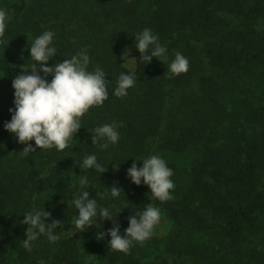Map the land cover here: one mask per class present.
I'll use <instances>...</instances> for the list:
<instances>
[{"label": "trees", "instance_id": "16d2710c", "mask_svg": "<svg viewBox=\"0 0 264 264\" xmlns=\"http://www.w3.org/2000/svg\"><path fill=\"white\" fill-rule=\"evenodd\" d=\"M0 8L8 13L0 35V264H152L162 252L179 264H264V0H0ZM146 27L166 49L161 60L138 57L134 35ZM44 30L55 33L58 50L48 64L86 48L89 69H104L109 94L80 117L65 149L36 146L24 155L25 144L3 125L14 107L12 79L36 63L28 47ZM176 52L188 70L171 76ZM129 70L136 82L116 97L117 77ZM113 120L123 121L118 142L93 145L89 130ZM90 153L103 173L79 168ZM152 154L173 170L172 199L164 202L126 176L135 157ZM80 174L90 198L121 187L118 198L96 199L113 219L117 213L122 235L135 211L158 206L150 238L125 253L107 244L109 219L76 229L71 198ZM33 208L50 213L46 227L53 219L63 226L55 241L41 235L28 251L19 221Z\"/></svg>", "mask_w": 264, "mask_h": 264}, {"label": "clouds", "instance_id": "9594fccd", "mask_svg": "<svg viewBox=\"0 0 264 264\" xmlns=\"http://www.w3.org/2000/svg\"><path fill=\"white\" fill-rule=\"evenodd\" d=\"M7 19L8 13L0 8V35L5 30ZM54 35L52 30H44L40 35L35 36L28 48L30 58L36 63L27 68L31 69V72L25 69L12 79L14 107L9 108L11 119L3 126L15 135L18 142L25 144L21 150L24 155L36 151V146L39 149L55 147L57 151L65 149L69 140L82 126L80 117L90 107L100 106L108 98L110 81L106 79V73L99 65L89 69L90 56L86 48H81L75 55L63 61L47 63L58 52L53 45ZM134 44L140 53L138 57L146 63L154 56L160 59L166 52L165 47L159 42L158 35L147 27L134 35ZM125 62L124 57L123 63ZM167 70L171 76L186 72L188 70L187 57L176 52ZM49 75H51L50 80L47 79ZM136 79V74L132 70L120 72L112 94L116 97L126 96L128 89L134 86ZM120 127H123V121L113 120L110 123L99 124L88 129L92 134V144L98 145L100 149L115 145L120 138L118 131ZM32 140L35 146L28 143ZM136 160L142 161L141 166H137ZM78 166L82 170L92 169L100 173L106 170V167L98 162L95 153L86 154ZM172 175L173 170L168 167L165 159L156 154L148 155L142 160L135 157L131 166L126 170V176L133 183L136 185L143 183L148 186L151 193L149 199H158L161 202L172 199L170 190L175 187L171 179ZM78 184L79 191L74 192L71 198V206L77 210L74 219L76 229L83 231L95 225L94 221L97 217L103 221L109 219L112 221V227L107 229V234L110 236L107 244L112 250L125 253L129 251L134 241L143 242L153 234L154 227L161 218V210L158 206L148 204L142 211H135L134 215L128 217V226L122 235L120 224L116 219L117 213L113 219V212L110 208L98 204L96 199L97 195L101 199L118 198L121 187L109 186L102 193H96L95 198H90L88 177L80 174ZM67 204L69 207L68 202ZM22 213L24 218L19 223L27 225V228L25 230L26 239H23L21 243L26 250L31 251V242L36 241L41 235L49 241H55L58 238L54 230L57 229V225L63 226L61 220L53 219L46 227L45 218L49 217L50 213L45 209L33 208ZM104 236L103 231L97 234L98 239Z\"/></svg>", "mask_w": 264, "mask_h": 264}, {"label": "rangeland", "instance_id": "374dc122", "mask_svg": "<svg viewBox=\"0 0 264 264\" xmlns=\"http://www.w3.org/2000/svg\"><path fill=\"white\" fill-rule=\"evenodd\" d=\"M163 225L159 224V228H163ZM80 252L85 251V245L80 242ZM86 252V251H85ZM155 253V252H154ZM158 254L157 256H155ZM152 264H179V258L169 252L155 253L154 260L151 261Z\"/></svg>", "mask_w": 264, "mask_h": 264}]
</instances>
